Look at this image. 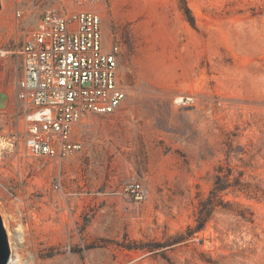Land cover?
<instances>
[{
  "label": "rangeland",
  "instance_id": "1",
  "mask_svg": "<svg viewBox=\"0 0 264 264\" xmlns=\"http://www.w3.org/2000/svg\"><path fill=\"white\" fill-rule=\"evenodd\" d=\"M2 1V4H1ZM95 0L120 42L127 95L86 114L80 151L31 158L18 100L0 92V216L16 264H264V196L228 194L205 227L180 240L214 169L264 190V0ZM30 17L67 0H25ZM10 0H0V91L20 75ZM12 50V51H9ZM229 150V153L227 152ZM140 182L146 198L123 188ZM249 214V213H248Z\"/></svg>",
  "mask_w": 264,
  "mask_h": 264
},
{
  "label": "built area",
  "instance_id": "2",
  "mask_svg": "<svg viewBox=\"0 0 264 264\" xmlns=\"http://www.w3.org/2000/svg\"><path fill=\"white\" fill-rule=\"evenodd\" d=\"M67 1L69 7L45 9L22 28L30 17L25 0H10L12 29L21 35L9 51L17 52L21 72L5 92L19 101L12 110L22 115L23 150L31 158L60 160L80 151V119L114 112L127 95L120 42L105 35L102 15L92 7L95 0ZM123 190L135 201L146 198L140 182Z\"/></svg>",
  "mask_w": 264,
  "mask_h": 264
},
{
  "label": "trees",
  "instance_id": "3",
  "mask_svg": "<svg viewBox=\"0 0 264 264\" xmlns=\"http://www.w3.org/2000/svg\"><path fill=\"white\" fill-rule=\"evenodd\" d=\"M179 2L187 20L194 25V17L186 0H179ZM227 152L229 153V150ZM228 194H244L249 198H257L264 196V190L260 189L257 184L246 180L242 171L234 173L232 167L227 163L218 164L214 169L211 188L205 196L200 197L197 201L193 223L186 228L185 233L179 234L177 239H187L195 232L202 230L217 209L232 211L243 219L251 221L252 213L247 209L231 208L232 204L227 199Z\"/></svg>",
  "mask_w": 264,
  "mask_h": 264
},
{
  "label": "water",
  "instance_id": "4",
  "mask_svg": "<svg viewBox=\"0 0 264 264\" xmlns=\"http://www.w3.org/2000/svg\"><path fill=\"white\" fill-rule=\"evenodd\" d=\"M10 246L8 243V237L3 227V221L0 216V264H7L10 259Z\"/></svg>",
  "mask_w": 264,
  "mask_h": 264
},
{
  "label": "bare ground",
  "instance_id": "5",
  "mask_svg": "<svg viewBox=\"0 0 264 264\" xmlns=\"http://www.w3.org/2000/svg\"><path fill=\"white\" fill-rule=\"evenodd\" d=\"M12 255H14V254H12ZM10 256V259L8 260V263L7 264H16L17 263V259L16 258H14V256Z\"/></svg>",
  "mask_w": 264,
  "mask_h": 264
},
{
  "label": "crops",
  "instance_id": "6",
  "mask_svg": "<svg viewBox=\"0 0 264 264\" xmlns=\"http://www.w3.org/2000/svg\"><path fill=\"white\" fill-rule=\"evenodd\" d=\"M1 92H5V91H1ZM6 93V92H5ZM7 94V93H6ZM8 97V96H7ZM10 105V99H9V97H8V102H7V105L5 106V108H7L8 106ZM5 108H3V109H5Z\"/></svg>",
  "mask_w": 264,
  "mask_h": 264
}]
</instances>
